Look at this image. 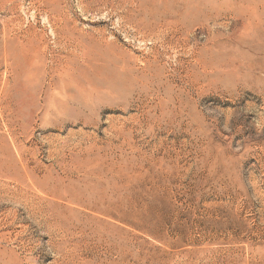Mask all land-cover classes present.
<instances>
[{
    "label": "rangeland",
    "instance_id": "obj_1",
    "mask_svg": "<svg viewBox=\"0 0 264 264\" xmlns=\"http://www.w3.org/2000/svg\"><path fill=\"white\" fill-rule=\"evenodd\" d=\"M0 264H264V0H0Z\"/></svg>",
    "mask_w": 264,
    "mask_h": 264
},
{
    "label": "bare ground",
    "instance_id": "obj_2",
    "mask_svg": "<svg viewBox=\"0 0 264 264\" xmlns=\"http://www.w3.org/2000/svg\"><path fill=\"white\" fill-rule=\"evenodd\" d=\"M23 195H24V194H23ZM23 200H24V199H23ZM25 200H26V199H25ZM26 201H27V200H26ZM28 201H29V200H28ZM38 201H39V200H38ZM22 202H23V201H22ZM33 202H34V201H33ZM35 203H36V202H35ZM25 205H26V204H25ZM25 205H24V207H25ZM29 208H30V207H29ZM29 208H28V209H29ZM33 215H34V214H33Z\"/></svg>",
    "mask_w": 264,
    "mask_h": 264
}]
</instances>
